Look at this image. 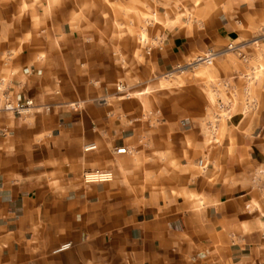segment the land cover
I'll return each mask as SVG.
<instances>
[{
	"label": "crops",
	"instance_id": "0c3cea01",
	"mask_svg": "<svg viewBox=\"0 0 264 264\" xmlns=\"http://www.w3.org/2000/svg\"><path fill=\"white\" fill-rule=\"evenodd\" d=\"M49 1L0 58L34 103L0 113V264H264V0Z\"/></svg>",
	"mask_w": 264,
	"mask_h": 264
},
{
	"label": "built area",
	"instance_id": "2783aa9c",
	"mask_svg": "<svg viewBox=\"0 0 264 264\" xmlns=\"http://www.w3.org/2000/svg\"><path fill=\"white\" fill-rule=\"evenodd\" d=\"M261 39H264V30L261 31L260 35ZM157 43V40H154V44ZM151 44V45H154ZM228 50H233L232 46L227 47ZM217 56L216 52L207 51L204 54L195 57L188 65L189 68H196L198 66H211L214 63V60ZM184 68H178V70ZM172 77V73H168L164 76L165 80H169ZM216 88L227 90L229 88V83L227 81H218L215 84ZM116 91L118 93H124L125 86L122 83H118L116 85ZM75 105L71 106V109H74ZM32 109H34V103L31 99L23 98L21 95H11L9 93H3L0 98V113L11 114L14 116H23L29 113ZM218 109L220 114L215 117V120H219L220 118H225L228 114L227 106L221 102L218 103ZM96 148L95 145H89L84 148V151H91ZM116 154H125L126 149L120 148L117 149ZM201 162L198 163L201 166ZM113 171L111 169H99L91 172H86L82 175V181L85 184H98L109 182L113 179ZM70 248V244H64L58 247L55 252H62L68 250Z\"/></svg>",
	"mask_w": 264,
	"mask_h": 264
},
{
	"label": "rangeland",
	"instance_id": "374dc122",
	"mask_svg": "<svg viewBox=\"0 0 264 264\" xmlns=\"http://www.w3.org/2000/svg\"><path fill=\"white\" fill-rule=\"evenodd\" d=\"M43 2L44 0H0V58L8 52L16 53L20 49V37L24 32L27 33V29H22V27L26 26L27 22L31 25L36 23L38 13L42 14V11L37 10V6ZM49 3H52V0ZM80 15H76L71 24H78L77 18ZM149 16L150 14H145L143 17L146 19ZM112 19L115 20V18ZM155 20L158 24H163V19L159 14L155 15ZM112 31L118 32L117 28H113ZM30 32L36 35V30H30ZM3 78L0 76V87Z\"/></svg>",
	"mask_w": 264,
	"mask_h": 264
}]
</instances>
